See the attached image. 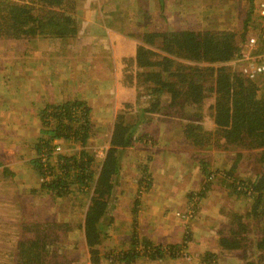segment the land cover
Returning <instances> with one entry per match:
<instances>
[{"label":"crops","instance_id":"1","mask_svg":"<svg viewBox=\"0 0 264 264\" xmlns=\"http://www.w3.org/2000/svg\"><path fill=\"white\" fill-rule=\"evenodd\" d=\"M41 1L38 8L45 14V30L31 35L0 36V42L8 40L9 48L16 44V39L21 38L25 49L21 56L22 60L27 57V66L37 70L33 78H26L12 95H4L7 96L6 100L2 99L0 119H5L8 125L5 135H10L15 145L20 146L25 143L27 145L24 146H28L32 151L23 155L27 160L17 166L30 165L37 168L36 176H40V170L33 159L38 157L36 151L38 152L39 148L40 152L43 150V140L51 138L49 129L57 128L54 123L47 126L43 115L55 106L68 104L66 103L68 101H73L72 104L76 101L87 104L90 124L88 128L82 127L80 130L83 137L88 133L87 145L103 143L99 149L94 148V151L99 153L101 149L103 152L110 149V138L117 120L136 125L133 143L122 147L119 151L120 166L114 179V190L105 196L108 202L106 220L104 218L106 222L101 224L105 235L101 238L103 242L95 247L101 249V255L105 258L110 251L133 247L136 237L137 240L145 239L154 244L158 242L170 246L179 244L182 240L175 239V231L177 227L182 228L183 218L177 212L183 211L182 207L188 201L187 195L181 193L186 188V180L182 178L184 176L191 178L199 168L193 157L190 159L193 165L189 166L187 157L189 154L186 153L187 151L201 153L205 151L203 147L206 145L196 144L197 148H193L186 136L190 134L189 129L195 130L197 136L213 137L212 143H208V146L212 144L210 149L214 153L223 149L217 148L216 145L225 146L216 138L217 96L212 90L218 86L216 74L219 66H227L230 70L243 72L249 63L243 59L244 43L251 35L264 37V21L256 27L249 25L247 28L246 20L252 18L248 14L252 11L251 0L242 3L243 5L239 4V0L236 2L235 0ZM256 1L258 4L259 0ZM233 10L241 12L239 16L243 14L240 20L246 18L241 26L238 23L237 28L240 30L243 28L242 32L247 35L241 31L237 33L235 43L238 45V51L232 59L225 60L226 62L189 59L181 54L176 46L168 44V38L173 37L176 32L220 30L211 27L215 23L221 26L224 19H232L234 15L229 17V14H234ZM214 11L217 12V16L213 19L211 14ZM51 26L54 27L53 30ZM130 44H136L137 49L129 50L127 45ZM252 53H264V40L252 50ZM167 58L172 59L169 62L172 69L183 72L184 76L188 74L197 78V83H201L199 85L209 93L201 100L181 97L173 102L168 87L163 82L155 84L152 81L143 86V75L150 71H162V61L165 62ZM22 70H26L23 62ZM2 72L8 76L7 71L0 69V73ZM209 72L214 75L207 79L206 74ZM7 76L0 79V85L2 84L4 89L9 84ZM169 80L180 82L179 79ZM185 83H182V88L189 86H184ZM122 89L136 90L138 97L124 104V99L115 98L117 93L124 91ZM116 104L118 106L122 104L124 109L118 111L119 107H116ZM167 104H182L183 108L181 110L173 108L171 112L167 109ZM152 105H158L157 110L150 111ZM127 107H134L133 112L126 110ZM10 132L17 133L24 139L20 140L19 137L15 139ZM167 145L177 148L168 150L167 155H171L173 151L187 150L179 155L183 159L182 171L179 168L176 170L173 158L171 163L166 165L167 157H161L167 150L165 149ZM88 150L94 153L92 148ZM129 156H134V159L129 160ZM17 166L15 164L7 167L10 175L6 176H11L13 179L15 177L20 183L23 177L28 179L33 175L31 171L17 173ZM98 170L100 174L102 161ZM35 184L31 183L28 188L33 194L32 198L37 193L45 196L44 185L35 186ZM74 188L76 193L73 195L76 196L72 195L68 200H62L63 202L58 201L62 205L61 218L53 217L54 220L46 218L62 227L56 242H59L63 252L71 256L70 264L74 260L92 264L89 251L91 246L88 244L85 230L92 194L88 192L89 197H87L88 193L80 191L78 184ZM13 193L1 197L7 199L8 203L0 202V228L8 225L15 233L14 239L8 236L0 243L1 248L14 249L11 252L5 250L4 254H1L5 256V263L13 262V257H16L15 248L19 246L21 238L27 235L23 226L31 221V216L27 218L25 215L28 210L20 207L25 204L23 202L25 198H31L30 195L20 196ZM174 200L179 201V204L177 202L173 204ZM32 205L28 204L26 207H33L34 210L37 207L36 211H30L46 216L43 212L44 206L40 202L38 206L33 203ZM202 220L203 218L198 215L196 219L187 222L196 223L191 225L192 232L209 239L212 236L209 230L202 231L198 227V222ZM212 223L215 224L214 221ZM160 235L164 238L163 241ZM77 236L80 239H77ZM141 248L145 250L144 245ZM151 248H155V245H149L148 249ZM191 249L193 252L191 263L187 262L182 254L168 255L158 260L150 256L149 258L148 252L145 255L142 253L135 264H174L173 262L220 264L222 260L217 255L207 256L209 250L206 246L198 249L191 243ZM106 263L105 260L103 264Z\"/></svg>","mask_w":264,"mask_h":264},{"label":"trees","instance_id":"2","mask_svg":"<svg viewBox=\"0 0 264 264\" xmlns=\"http://www.w3.org/2000/svg\"><path fill=\"white\" fill-rule=\"evenodd\" d=\"M0 12L3 14L4 5L2 2H6L8 8L10 27L16 34H35L46 29L45 26V14L40 11V15L33 12V9L37 7L36 4L30 2L29 4H23L16 0H0ZM46 1V0H44ZM60 1V0H54ZM8 2V3H7ZM252 11L249 12V19H259L261 21L264 18L257 10V1L251 0ZM1 16V13H0ZM5 19L6 17L3 16ZM258 24H253L256 27ZM54 27L51 26V30ZM237 32L231 31V29H225L222 31L205 30L201 32L189 31V32H176L173 37L168 38V44H172L181 54L189 59H203L210 62H218L230 60L234 57L238 51V45L235 43ZM171 58H167L162 61V71H150L143 75V86L155 82H163L168 87V92L171 94L170 99L174 102L184 97L189 100L202 99L208 91L203 89L197 83V78L193 76H184L183 72H177L171 68ZM226 60V61H225ZM223 62V63H224ZM164 64V65H163ZM228 65V64H225ZM217 67V66H216ZM214 69L215 67H210ZM211 71V70H210ZM214 73L209 72L206 74V78H212ZM167 80H166V79ZM179 79L180 82H174L169 79ZM190 79V80H189ZM185 80V81H184ZM188 80V82H186ZM217 88L212 90L215 92L216 98V132L218 135L216 138L221 141L224 147L217 145V148L228 149L234 148L239 145L247 146L249 148L257 149L254 153L256 156L257 166L260 167V172L249 178L238 177L243 180L241 184H244L243 188H239L237 183L229 184V190H226V197L228 199L245 196L249 200V204L252 205L251 217L254 221H260L264 218V73H260L257 78L253 79L246 77L240 70H230L227 66H219L218 73L216 74ZM186 82V83H185ZM182 83L189 85L186 88H182ZM156 90V88L154 87ZM207 92V93H206ZM116 98V96H115ZM171 101V103H173ZM68 101V104H60L53 107L47 113L43 115L45 123L51 125L54 123L57 128L49 129L51 138L43 140V147L49 146V150L54 151L52 141L58 138H71L74 136L72 133L77 128L89 127V108H84L83 105H87L83 101ZM158 105H152L150 111L157 110ZM181 110L182 104H169L168 110ZM136 125L131 123L121 122L117 120L114 127L113 135L111 136V147L107 151L102 161V170L99 174V168L97 167L96 155L88 149L75 150L71 153L72 157L77 160V167L75 174L72 178H54L50 182L43 180V192L46 195H50L55 199L68 200L73 195V188L76 184L79 185V190L88 193L93 190L90 206L88 209L85 230L88 244L91 246L89 249L91 254L92 264H103L106 260L107 263L112 264H135L136 260L142 255L147 254L148 257L157 258L158 260L171 256H178L181 249H177L180 244H173L170 246L165 245L162 242L152 243L149 240L140 239L138 237L134 240L133 247L128 249L122 248L120 250H114L108 252L105 258L101 255V249L95 246L102 243L104 231L101 228V224L106 220V210L108 202L105 199L107 194H111L114 190L116 173L119 169V151L122 147H126L133 143L134 129ZM189 139L191 146L197 148L196 144H208L212 143L213 137L210 136H197L195 130L189 129ZM57 137V138H56ZM166 137V136H165ZM88 133L84 134V137H79L78 141H82V144H87ZM210 144L207 146L210 149ZM205 147V146H204ZM39 153L42 154L43 150ZM211 150L207 149L202 151L199 155H194L192 158L195 163H198L204 168L203 176L210 174L211 159L216 158V154L212 155ZM49 159H52L49 154ZM207 155L208 157H206ZM67 157V155H65ZM70 156V155H69ZM68 156V157H69ZM87 157L88 161L79 164L80 158ZM242 153H239V158L234 161V168L238 167ZM207 158V159H206ZM33 162L37 164L40 175H48L45 170V163L43 157H37L33 159ZM233 162V161H232ZM0 160V165H2ZM49 169L51 167H48ZM7 171L8 169L5 168ZM6 175H10V170L6 172ZM231 176L234 177L233 173ZM240 185V184H239ZM198 193L199 195H203ZM250 192L249 196L245 193ZM194 194V192H192ZM262 205V206H261ZM33 206V205H32ZM35 207V206H34ZM37 207H35V210ZM223 212L228 213L225 205H222ZM179 216L185 215L184 211L177 212ZM198 214H194L191 220L197 218ZM233 215V214H232ZM38 216V217H35ZM196 217V218H195ZM232 223H228V227L220 230L219 232L229 230L228 236L220 235L218 241L220 247L224 252H233L234 250L242 253L247 259L245 264H264V232L261 230V237H252L250 231L251 228L245 227L243 224L235 226V223L240 221L238 216L233 215ZM23 228L27 235L21 238L19 246L16 247V261L17 264H70L72 261L71 256L68 253L64 255V258L59 259V254L63 251L59 247V242H56V238L60 236L59 230L62 227L55 225L51 221H48L46 216L34 214L31 216V221L25 223ZM250 230V231H249ZM44 231L49 233L46 235ZM247 232V234H246ZM24 235V231H23ZM22 236V235H21ZM52 236L53 238L46 237ZM54 239V240H53ZM155 245V248H151L149 245ZM145 246V250L141 248ZM212 256V251L208 252ZM221 263V261H220Z\"/></svg>","mask_w":264,"mask_h":264},{"label":"rangeland","instance_id":"3","mask_svg":"<svg viewBox=\"0 0 264 264\" xmlns=\"http://www.w3.org/2000/svg\"><path fill=\"white\" fill-rule=\"evenodd\" d=\"M16 1L23 3V4H29L30 2H33L34 4L37 5V7L33 9V12L40 15V9L38 7L40 6V3L42 2L41 0H16ZM245 2L248 3L247 0H239V4H242ZM1 4H3L4 7H3V14L2 12H0L1 13L0 36H3V35L4 36L6 35L15 36L16 33H14L10 27V19H9V13H8V8L6 6V2H2ZM233 11H235L234 14H229V17H231L232 15H234L235 17L233 16L232 19L230 20L224 19L223 24L221 26L215 23V25L212 26L211 28L220 29V30H215V31L231 29V31L233 30V31H236L237 33H241L243 31V28L241 30L240 28L238 29L237 28L238 23H240L239 26H241V24L245 22L246 18L245 19L242 18L240 20L243 14L239 16L238 14H240L241 12H238V10H233ZM237 15H238V20H236ZM3 16L6 18L4 19ZM211 16L214 19L217 16V12L214 11L211 14ZM260 22L261 20L257 18L256 19L253 18V21L252 20L250 21L247 19L246 20V23H248L247 28L249 25L253 26V24H259ZM244 35H247V34H244ZM7 41L8 40L0 42V69L7 71V74H8L7 76V75H4L3 72L0 73V79L2 80L4 77L7 76V79L9 81V84L7 85L5 89L2 84L0 85V115H2L1 108H3L2 99L6 100V97H7V96L5 97L4 95H7V94L12 95L13 94L12 92L16 91V88L20 87L21 83H24L26 78L27 79H30L31 77L33 78L35 73L37 72V70H33L32 68H29L27 66L28 64L27 57L22 60L21 56L23 52L25 51V49H24V45L21 43L22 41L21 38L16 39L15 40L16 44H14L10 48L8 47ZM130 45H133V44H130ZM128 46L129 45H127V48ZM129 50H132V49H129ZM22 62L24 65H26L25 71L22 70ZM13 63H14V66H12ZM14 68H16V70H14ZM12 85H14L13 88H12ZM126 102L128 101H124V104ZM33 104H34V100H33ZM122 104H119V106L118 104H116V107L117 106L119 107L117 108L119 109L118 111H121L124 109ZM83 107L88 108L87 105L86 106L83 105ZM125 109L130 110V112H133L134 107H127ZM6 129L8 130V125L5 122V119L1 118L0 119V160L2 161L3 164L0 165V202L5 201L6 203L7 199H2L1 197H5L13 192H14L13 194L15 195L18 194L20 196L30 195L31 198H25L23 201L25 202V204H23L22 206L20 205V207H23V209L25 208L28 210L25 213L27 218H29V216H32L34 214L32 211H30L34 209L33 207H26V206L28 204L32 205V203L38 206L39 202L42 206H44L43 212L47 218L49 217L50 220H54L53 217H55V219L61 218L60 207L62 205L58 202L59 199H55L50 195L41 196L42 194H39V193L34 194L33 196L34 198H32L31 195L33 194H31L30 189H28L30 187V184L36 183L35 186H39L40 184L42 186L43 180L50 182L52 179L58 178V177L72 178L76 171L77 160L71 156L72 155L71 153H73L75 150H82V149H88V148H92L94 151V148L99 149L101 145H103V143L101 145H95L94 143H91L89 145L82 144V141H78L79 137H83V133L80 130V128H77L75 131L72 132L74 136L71 140L67 138L54 139L58 141V142H55L57 144V148L54 149V151L49 150V146L44 147V152L42 154L41 153L38 154V152L36 151V156L43 157V162L45 163V170L47 171V174H48L47 176L42 174L38 177V175L36 176L37 168H34L30 165L17 166L18 164L27 160V158L25 159L23 158V155L29 154L32 151L28 146H24V145H27L25 143H22V145L20 146H18L17 144L15 145V143H13L14 141L11 140L12 139L11 136L5 135V133H7ZM10 133L12 134V136L14 135L13 137L15 139H17L18 137L20 140L24 139L22 136L18 135L17 133H12V132ZM167 139L169 140V137ZM207 146L208 144L205 145V147L203 148H205V150L207 149L208 151L210 149H208ZM165 147H166L165 149L167 150L163 152L161 157L162 156L167 157L166 165L168 163H171V158H173L174 159L173 165L176 167V170H178L179 168L182 171L183 159L179 155L180 153H183L184 151H187V150L184 149L183 151H180V152L173 151L171 152V155H167L169 154V152H167L168 150H171V149L176 150L177 148L171 147L169 145ZM255 152H257V149L249 148L243 145H239L234 148L230 147L227 150L222 149L220 152L215 153L216 158H213V161L211 159L212 163L209 168L210 174L205 176L206 179L203 176L204 168L201 165H199L198 171L194 173L195 174L194 176H192L191 178H189L188 176L186 177L184 176L182 178L186 180V188L180 191L181 193H184L185 195H187L188 201L182 207L185 213V215L180 216L181 218H183V221L181 222L183 226L182 228L180 227L176 228L175 239L180 238L182 240V242H179L180 245L177 247V249H181L179 254L184 255L186 258L185 260L187 262L190 261L191 263L193 261V252L191 249V243L195 248H198V249H202L203 247L206 246L209 252L212 251V254H211L212 256L217 255L221 257L222 260L220 264H245L247 262V259L244 257V255L239 252H224L223 248L219 246L220 242L218 241V238L220 235H224V236L230 235V234H224V233H229V230L223 231L222 233L219 231L224 228H227L228 223L230 221L232 223V219L234 218L233 215L238 216L239 219H241L240 221L235 223V226L239 224H243L245 227L251 228L252 231L250 230L249 231L251 232L252 237H256V236L261 237V230L262 232H264V218L261 219L260 221H257V220L254 221L250 213L252 205L249 204L248 198H246L245 196H240V197L228 199L225 195L226 190H229V184L236 182L239 188H243L245 183L243 182L242 179L238 177L249 178L251 175L255 176L256 173L258 174V172H260L261 168L257 166L256 156L254 155ZM94 153L97 155L96 163L98 164L97 166L100 168L99 160L105 157L107 152H103V150L101 149L100 153L99 151H94ZM211 153L213 155L214 151L211 150ZM239 153H242V156L240 158L241 161L239 162L238 167H236L235 169L234 168L235 166L233 164H234V161H236V158H239ZM49 154H51L52 159H49L50 157ZM186 154H189V156L187 157L189 159V166H191L193 164L190 161V159L194 157V155H199L200 153L187 151ZM65 155H67V157ZM205 156L208 157L207 155ZM19 158L21 160H18ZM128 159L132 160L134 159V156H129ZM78 160H79V164L81 163V161L83 162L88 161L86 156L83 157V159L80 158ZM15 164L18 167L16 169L17 173L20 174L24 171L26 172L31 171L33 172V175L28 179L23 177L20 183H18V180L15 179V177L13 179L11 176H6L5 168L9 166L12 167ZM48 167H51V168L49 169ZM231 173H233L234 177L231 176ZM241 181L244 184H241ZM202 191L204 192L201 197V195H199L198 193H201ZM192 192H194V194H192ZM73 193H76L75 188H73ZM89 193L93 194V190L91 189ZM89 193L87 197H89ZM174 194H176V192ZM249 194L250 192L245 193L246 196H249ZM74 196L76 195H73V197ZM176 202L177 204H179V201H176V200H174L173 204H175ZM222 205H225L228 213L221 211ZM195 213L200 215L201 218H203L202 221L198 222V227L202 231L209 230L210 235H212L209 239L206 236L200 237L199 235H196L190 229L192 227L191 225H195L196 223L190 222L191 224H189L187 221L191 220ZM213 221L215 222V224L212 223ZM211 228L212 230H210ZM48 233H49L48 231H44V234L47 235ZM13 235L15 236L14 231L8 225H3L0 228V243L3 241V239L7 238L8 236H10L11 239H14ZM46 237L53 238L52 236H46ZM76 238L80 239L79 236H77ZM160 238H161V241L164 240V238H162L161 235H160ZM64 242H67V241H64ZM5 250H8L9 252H11L12 250L14 251L13 248H1L0 247V264H17L16 257H13L12 263H5V256H1V254H4ZM65 254L66 252H62L61 254H59V259L61 260V258H64ZM186 261H183V263ZM173 263L177 264V262L176 263L173 262ZM106 264H109V263H106ZM153 264H156V263H153ZM167 264H171V263H167Z\"/></svg>","mask_w":264,"mask_h":264},{"label":"built area","instance_id":"4","mask_svg":"<svg viewBox=\"0 0 264 264\" xmlns=\"http://www.w3.org/2000/svg\"><path fill=\"white\" fill-rule=\"evenodd\" d=\"M257 10L264 18V0H259L257 4ZM262 40H264V37L261 38L260 35H251L247 38V40L244 43L243 59L249 61L248 65L243 69V73L246 77L255 79L258 77V75H260V73H264V53L262 54L252 53V50H254L255 47H257V45L261 43ZM128 48L132 50H136L137 45L136 44L129 45ZM122 90L124 91H121L120 94L117 93L116 97L124 99V101H129L130 99H135L138 97V93L136 90L133 89H122ZM55 142L58 141L53 140L51 142L54 149L57 148V144ZM71 264H90V263H86L81 260H74Z\"/></svg>","mask_w":264,"mask_h":264}]
</instances>
